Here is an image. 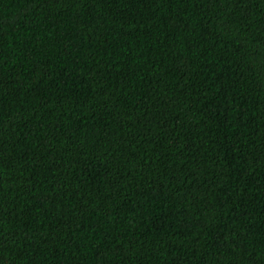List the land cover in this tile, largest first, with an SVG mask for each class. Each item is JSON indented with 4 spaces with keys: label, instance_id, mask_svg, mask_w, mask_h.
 I'll list each match as a JSON object with an SVG mask.
<instances>
[{
    "label": "trees",
    "instance_id": "obj_1",
    "mask_svg": "<svg viewBox=\"0 0 264 264\" xmlns=\"http://www.w3.org/2000/svg\"><path fill=\"white\" fill-rule=\"evenodd\" d=\"M0 264H264V0H0Z\"/></svg>",
    "mask_w": 264,
    "mask_h": 264
}]
</instances>
